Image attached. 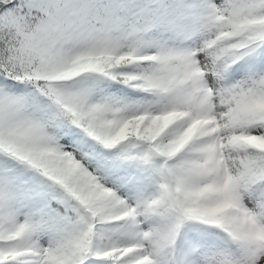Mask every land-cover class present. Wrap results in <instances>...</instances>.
<instances>
[{
    "label": "snow or ice",
    "instance_id": "1",
    "mask_svg": "<svg viewBox=\"0 0 264 264\" xmlns=\"http://www.w3.org/2000/svg\"><path fill=\"white\" fill-rule=\"evenodd\" d=\"M0 264H264V0H0Z\"/></svg>",
    "mask_w": 264,
    "mask_h": 264
}]
</instances>
